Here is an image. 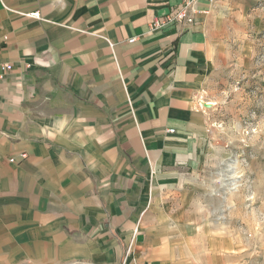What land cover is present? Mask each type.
<instances>
[{
    "label": "crops",
    "instance_id": "obj_1",
    "mask_svg": "<svg viewBox=\"0 0 264 264\" xmlns=\"http://www.w3.org/2000/svg\"><path fill=\"white\" fill-rule=\"evenodd\" d=\"M181 2L0 0V264H173L244 4L155 29Z\"/></svg>",
    "mask_w": 264,
    "mask_h": 264
},
{
    "label": "rangeland",
    "instance_id": "obj_2",
    "mask_svg": "<svg viewBox=\"0 0 264 264\" xmlns=\"http://www.w3.org/2000/svg\"><path fill=\"white\" fill-rule=\"evenodd\" d=\"M243 3L221 12L228 50L202 89L210 126L176 215L173 264H264V0Z\"/></svg>",
    "mask_w": 264,
    "mask_h": 264
},
{
    "label": "built area",
    "instance_id": "obj_3",
    "mask_svg": "<svg viewBox=\"0 0 264 264\" xmlns=\"http://www.w3.org/2000/svg\"><path fill=\"white\" fill-rule=\"evenodd\" d=\"M203 2L208 3L209 5H214L216 0H182V2L170 11L165 18L155 20L153 23L154 28L162 29L175 24H195L199 14L207 12V9L201 7V3ZM12 67V64H5L2 65V70H11ZM201 105L204 106L202 102ZM174 131V128H170L169 130V132ZM12 161H14V159H12Z\"/></svg>",
    "mask_w": 264,
    "mask_h": 264
},
{
    "label": "water",
    "instance_id": "obj_4",
    "mask_svg": "<svg viewBox=\"0 0 264 264\" xmlns=\"http://www.w3.org/2000/svg\"><path fill=\"white\" fill-rule=\"evenodd\" d=\"M206 105H209V106H211V103H206Z\"/></svg>",
    "mask_w": 264,
    "mask_h": 264
}]
</instances>
